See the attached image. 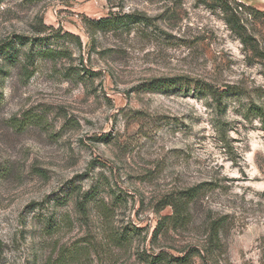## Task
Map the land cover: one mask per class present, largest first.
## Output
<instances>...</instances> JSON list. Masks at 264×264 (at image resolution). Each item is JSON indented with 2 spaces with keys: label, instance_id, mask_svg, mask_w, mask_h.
I'll return each instance as SVG.
<instances>
[{
  "label": "rangeland",
  "instance_id": "374dc122",
  "mask_svg": "<svg viewBox=\"0 0 264 264\" xmlns=\"http://www.w3.org/2000/svg\"><path fill=\"white\" fill-rule=\"evenodd\" d=\"M236 1L262 12L242 13L254 45L198 0H0V264H142L144 250L202 245L223 214L228 264H264L262 124L181 85L147 87H264V0ZM112 12L151 25L92 37L84 16ZM200 183L189 228L152 241L166 196ZM115 229L139 235L122 247Z\"/></svg>",
  "mask_w": 264,
  "mask_h": 264
},
{
  "label": "trees",
  "instance_id": "16d2710c",
  "mask_svg": "<svg viewBox=\"0 0 264 264\" xmlns=\"http://www.w3.org/2000/svg\"><path fill=\"white\" fill-rule=\"evenodd\" d=\"M40 1V0H29ZM200 3L207 5L210 9L219 11L226 24L246 45H254L251 41L249 28L243 22L242 13H248L249 16H258L262 12L251 5L236 0H198ZM84 22L93 33L96 31H107L116 29L130 30L135 24L151 25V20L145 14L125 13L117 14L115 12L100 19H91L84 16ZM66 37L75 39L82 45L81 38L66 32ZM257 50H256V48ZM258 54L264 57V51L259 50L258 46H254ZM197 93H202L212 99L215 109L219 115L224 117L228 113L231 106L234 112L245 121L258 120L264 129V87L249 89L238 84H226L222 87L216 86L204 80H194L190 78L174 77L165 79H153L147 87L156 89L160 86H180ZM254 94V95H253ZM257 99H260L258 101ZM238 106H235V105ZM219 119L217 127L223 135H226V125ZM227 145L228 140H222ZM209 183H200L187 189L178 191L177 193L166 196L163 206H170L172 213L162 216L152 233V241L157 239L159 235L167 234L171 230L181 231L187 230L194 221V209L204 195V192L210 189ZM87 197L79 203L81 211L85 212L87 208ZM102 207L109 209L107 205ZM231 216L229 214L218 215L209 218L206 223V237L202 245H188L175 254L169 250L161 248L158 251L144 250L139 252L138 256L142 264H228L229 260L225 256L227 253V243L224 239V233L228 232L231 225ZM51 223V222H50ZM48 224L47 229L52 228V224ZM138 230V229H137ZM112 240L118 246H125L131 238L139 235L135 231L128 230H111ZM85 249V248H82Z\"/></svg>",
  "mask_w": 264,
  "mask_h": 264
}]
</instances>
